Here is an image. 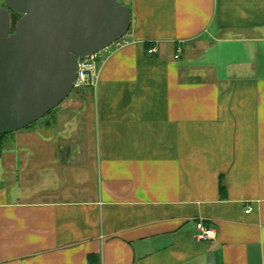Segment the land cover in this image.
<instances>
[{
    "label": "crops",
    "instance_id": "obj_1",
    "mask_svg": "<svg viewBox=\"0 0 264 264\" xmlns=\"http://www.w3.org/2000/svg\"><path fill=\"white\" fill-rule=\"evenodd\" d=\"M122 3L92 84L0 140V264H264V0Z\"/></svg>",
    "mask_w": 264,
    "mask_h": 264
},
{
    "label": "water",
    "instance_id": "obj_2",
    "mask_svg": "<svg viewBox=\"0 0 264 264\" xmlns=\"http://www.w3.org/2000/svg\"><path fill=\"white\" fill-rule=\"evenodd\" d=\"M131 12L117 0H2L0 137L58 109L75 87L78 61L125 38Z\"/></svg>",
    "mask_w": 264,
    "mask_h": 264
},
{
    "label": "built area",
    "instance_id": "obj_3",
    "mask_svg": "<svg viewBox=\"0 0 264 264\" xmlns=\"http://www.w3.org/2000/svg\"><path fill=\"white\" fill-rule=\"evenodd\" d=\"M117 1H119L121 3V0H117ZM123 44H124V42L122 39L110 47H113L115 49H119L123 46ZM109 48H107L106 50H108ZM106 50H104V51H106ZM101 53H99V54H101ZM156 53H157V50L155 47L147 49V55H149V56H153ZM99 54L94 55L88 59L78 61V70H77V76H76V82H75L74 89H82V88L92 84L93 75H91L92 74L91 72L94 68V64H95ZM175 58H178V56H176ZM245 212L250 213L251 208L248 207ZM195 237L199 241H211V240H214V238H215V232H214L213 228L205 226L203 224V222L200 221L195 226Z\"/></svg>",
    "mask_w": 264,
    "mask_h": 264
},
{
    "label": "trees",
    "instance_id": "obj_4",
    "mask_svg": "<svg viewBox=\"0 0 264 264\" xmlns=\"http://www.w3.org/2000/svg\"><path fill=\"white\" fill-rule=\"evenodd\" d=\"M76 90H77V89H74V91H76ZM74 91H73V92H74ZM51 113H52V112H51ZM49 114H50V113H49ZM32 126H33V125H32ZM32 126H30V127H32ZM28 128H29V127H28ZM4 137H5V136H1V137H0V140H1L2 138H4ZM0 149H1V143H0Z\"/></svg>",
    "mask_w": 264,
    "mask_h": 264
},
{
    "label": "rangeland",
    "instance_id": "obj_5",
    "mask_svg": "<svg viewBox=\"0 0 264 264\" xmlns=\"http://www.w3.org/2000/svg\"><path fill=\"white\" fill-rule=\"evenodd\" d=\"M123 1H124V0H121V3H122ZM0 4H2V0H0ZM70 96H71V95H70ZM70 96H69V97H70ZM69 97H68V98H69ZM67 100H68V99H67ZM67 100H66V101H67Z\"/></svg>",
    "mask_w": 264,
    "mask_h": 264
}]
</instances>
